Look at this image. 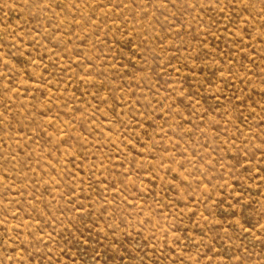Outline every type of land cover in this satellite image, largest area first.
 I'll return each mask as SVG.
<instances>
[{
    "label": "rangeland",
    "instance_id": "obj_1",
    "mask_svg": "<svg viewBox=\"0 0 264 264\" xmlns=\"http://www.w3.org/2000/svg\"><path fill=\"white\" fill-rule=\"evenodd\" d=\"M0 264H264V0H0Z\"/></svg>",
    "mask_w": 264,
    "mask_h": 264
}]
</instances>
